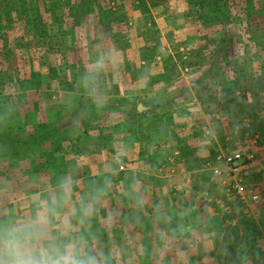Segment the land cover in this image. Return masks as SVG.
<instances>
[{"label":"rangeland","instance_id":"1","mask_svg":"<svg viewBox=\"0 0 264 264\" xmlns=\"http://www.w3.org/2000/svg\"><path fill=\"white\" fill-rule=\"evenodd\" d=\"M89 2L90 0H0V69L3 66V70H0V115H3L4 105L9 102L15 106L18 105V102L22 104L33 100L29 94L34 92L35 89L41 93L40 97L42 98L41 106H39L38 110L31 103L26 107L28 111L26 108L22 110L23 120L17 119V116H15L16 111L14 112L12 120L7 123L8 127L6 125L5 130L0 131V147L12 145L17 140V146L22 145L25 147L21 150L22 152L26 154L37 152L35 154L38 156L44 155L46 163L52 161L58 163L68 153H73L74 155V151L77 150L75 146L77 144L85 145L88 142L86 140L88 136L96 137L97 135L99 139L94 142L99 141L102 143L103 136L108 137V135L112 134L113 140L114 134L119 131V134L123 136V142L128 144L129 142H134L137 134L140 133L134 130L131 135L129 132L124 131L127 123L131 124L133 122L130 112H135L136 100L131 103L130 111L128 103L123 99L125 94L120 93L116 85L105 82V79L104 84H102L101 76L104 71L99 77V84L102 104L103 99L104 102L106 98L108 99V111L105 110L103 105L98 106L82 86H78L77 89H70L67 84H61L59 87L57 83H49L48 75L50 72H61L67 65H76V71L83 76L85 71L93 66L101 54L107 58L108 53L103 49V46L102 48L101 46H97V48L93 44L90 46L91 41L98 39V30L94 28L92 33V28L100 18L105 21L110 20L109 22L114 19L121 23L119 25L120 28H123V26L127 28L128 25L124 22H127L129 18L136 16L140 12V22L154 24V19L151 17L149 10L153 0H105L106 11L100 12V6L97 3L98 7L96 8L99 15L98 13L96 14L97 16L94 14L95 17L93 12H91ZM101 9L104 8L101 7ZM11 26L13 27L9 29ZM2 34H5V36ZM49 47L52 49H49ZM183 53L186 55L189 65H185L184 60H179ZM171 54L165 56L170 61L178 62V65L173 67L164 66V75L159 78L167 79L166 84L169 83L170 85L174 82L175 84L178 83L185 77L183 84H186V86L183 87L182 84L176 88L178 91L176 94L182 104L180 103L178 108L175 111H170L169 114H158L162 116L154 121L148 119L147 121L143 120L144 122H138L139 128L154 129L148 134L150 139L145 143L142 141L144 146L140 148V156L146 155L151 166L159 163L160 160H163L162 158H165L167 153L171 152L172 148L166 146V143L170 142H166V140L171 137L179 150L177 154L179 162L175 161V159L174 161L183 163L189 173L190 188H188L194 193V202H199L200 204V200H206L211 198V196H216L217 198L218 195L220 201H227V198L231 199L230 197H233V195L231 192L225 191L224 193L222 187L218 186L217 188L213 185L210 173L216 153L227 147L226 142L228 141H225L222 136L224 134L232 138L235 135L234 132L241 130L246 121L252 130L259 129V124L261 122L264 124V109L253 106V109L250 110V106L244 101L242 96L234 100V94L229 87L231 86L229 82L234 77L230 74L231 72L225 76L220 85L216 86L213 82H217L220 78L222 79L224 74H221V70H216L212 74L207 72V74L202 75L203 69L207 67L209 62L207 59L202 56L194 57L195 59L192 58L189 48L177 50V48L173 47ZM25 59H28L29 63L24 62L23 60ZM8 65L10 69L4 73V67H8ZM105 69L111 70L110 62L106 63ZM241 72L242 84L249 82L247 84H250L256 91L261 84L260 80H257V78L249 80L247 79V73ZM166 76L168 77L166 78ZM199 77L203 80L201 81L202 84H198L199 88L202 85L205 87L203 104L200 100H196L193 97L196 91L193 90L194 87L191 82L197 81ZM262 79L264 85V76ZM173 80L174 82H172ZM219 89L224 91L220 93ZM243 91L244 89L238 90L241 94ZM35 100H37V104L39 97L37 96ZM197 104L201 106L200 110ZM31 107L34 108L30 109ZM80 108L87 109V112L95 108L96 111L94 113L86 112L87 114L82 115L78 120L74 119V117L71 119L73 114L78 112ZM127 111L128 113H125ZM105 113L108 115L107 118ZM112 113H119L121 118L116 119L119 120L118 122L114 120L115 117ZM249 114L252 116H249ZM106 119H111L112 123L104 122ZM97 121L100 122L97 129L96 127L93 128L94 125L90 126V124H94ZM27 124L29 126L28 132H31L32 127L36 126L37 131L35 133L39 134L41 138L46 136L47 139L34 147H32L33 145L27 146L29 143V140L27 141L28 132H26ZM220 124H223V127L219 130L218 126ZM62 126L63 128H61ZM202 126H207L208 133L203 131ZM253 133L259 137L257 132L253 131ZM234 138L233 142H240L239 136ZM30 142L32 143L31 138ZM136 142L140 144L141 141L137 140ZM263 142L264 137L262 139ZM254 162L252 167L246 169L249 182L253 183V185L262 186L264 184L263 144L258 147ZM117 163L120 162L117 161ZM60 165L61 163L56 168L59 167V172H62ZM119 168L123 169V166L120 164ZM82 175L85 177H82ZM78 178H80V185L82 182V186L85 187L90 182L88 179H91L92 176L82 173L78 174ZM115 181H117V177H114V183ZM202 203L206 205L207 201ZM223 206H226L225 203ZM228 206L235 208L236 204L228 203ZM212 208L213 205L211 206ZM192 209H189V211ZM213 209L218 217L212 223L215 225L212 229L213 232L223 228L226 235L228 226L240 224L241 222L237 232V235L241 237L239 242H235L234 245L242 243V246L247 248L250 256L252 253L257 252V246L255 245L264 236V216L254 220L246 215L244 216L242 212L228 213L225 207H214ZM236 218V222L231 224V221ZM229 235L232 238L234 237L233 233ZM236 249L234 250L235 258ZM226 259L230 260V258H219L222 263ZM233 260L240 263L237 259ZM138 262L146 264L143 257L138 259ZM253 264H264V255L260 256L259 261L254 260Z\"/></svg>","mask_w":264,"mask_h":264},{"label":"crops","instance_id":"2","mask_svg":"<svg viewBox=\"0 0 264 264\" xmlns=\"http://www.w3.org/2000/svg\"><path fill=\"white\" fill-rule=\"evenodd\" d=\"M97 3L100 6V12H103L104 10L106 11L107 9H105L104 6L105 0H90L89 6L91 7V12H93V15L98 13V9L96 8L98 7ZM151 5L152 6H149V10L151 17L154 19L153 25L149 22H140V12L136 16L129 18L130 20L128 19L127 22H124L126 25H128L127 28H124V26L123 28H120L119 25L121 23L114 19L111 20L112 22H109L110 20L105 21L103 18H100V20L96 18L99 21L95 22V25L92 28V33L94 28L98 30V39L90 42V46H92V44L96 47L101 46V48L103 46V49L107 51L108 56L105 58L104 55L101 54L99 59H103L106 63H111V70L105 69L104 73L102 72V84H104L105 79V82L107 81L111 85H116L117 90L120 93L125 94L126 97L123 96V99L128 103V108H130L131 103L136 100L135 112H130L133 122L131 124L127 123V126L124 130L127 131V133L129 132L131 135L133 134L132 132L134 130L140 132L137 134L135 141L131 143L129 142L128 144L123 142V136L119 134V131H117L114 134V139L108 142L105 148L100 149V152H96L88 150L95 145V142L92 141L88 136L86 139L88 142H86L85 145H76L81 147L80 151L78 147L75 146V149L77 148L78 151H76L74 155L73 153H68L58 163L53 161L46 163V159L43 154L40 156L34 155L29 161L15 159L12 165H9L4 161L0 163V180L7 179L10 181L14 189L20 192V198L25 199V194H39L45 185L50 184V180L53 181V184H55L56 177L68 171L76 170L78 174L86 173L87 176H92V178H99L103 171H107V165L109 163H112L114 167H116L117 164L118 175L115 176L117 177V181H115L113 188L114 199L110 202L112 207H116L117 204H119L123 215H127L129 213L130 210L127 204L123 202L122 199L117 201L115 198L120 197L121 189L126 187L131 179L135 177L143 182L147 194L150 197V204H160L164 207L165 211L169 213V220L172 228L176 227L177 220L181 214L185 224H192L194 226V231H186L183 236L178 234L172 241L170 250H168L166 254L158 256L154 249L157 245L163 247V244L158 240L155 234L152 233V225L150 220L147 221L148 227L145 230H136L139 238L149 246L151 256L143 257V259L146 261V264H240L233 259H236L234 250L237 248V246H242V243H239V245H234L235 243H232L234 242V239L231 235L226 236L223 228H219L217 232H213L212 229L215 225L212 223L218 219L213 208L225 207L228 213L233 212L232 214H235L237 212H242L244 216L246 215L254 220H258L259 218L263 217L264 211L259 210L250 204L247 205L248 207L243 206L234 196L230 197L232 201L231 199L227 198V201L229 202L220 201L218 199L219 195L217 198L216 196H211V198L206 200L202 199L200 200V204L199 202H194V193L191 189H189V173L187 172L183 163H178L179 161L177 160V154L179 150L177 149L175 141L171 137L166 140V142L170 141L166 143V146H169L168 148H172L171 152L167 153L165 158H162L163 160H160L159 163H153L154 166H151L146 155L140 156L141 146L143 147L144 143L150 139L148 134L154 129L149 130L145 127L139 128L138 122H144L143 120L147 121L148 119L150 121H154L162 116L158 114H169L170 111H175L181 103L179 96L176 94L178 93L176 88L184 83L185 77L176 84L173 80L172 82L174 83H171L170 85L169 83L166 84L167 79L164 80L159 78L164 75V66L169 65V67H173L174 65H178V62L170 61L165 55L171 54V49L174 47L177 48V50L189 48L192 58L198 57L197 55H194L193 52H195V49H197L196 46L199 43V38L197 37L196 30L193 29V26L191 27L190 24L186 23L184 20L182 13V2L179 0H170L168 3H166V6H172L173 9L171 10H168L166 6L156 4L154 1ZM101 7L104 9H101ZM131 20H133V22H131ZM12 27L13 26H11L9 29ZM2 35L5 36V34ZM155 42L159 44V53L155 51L153 55L149 53L144 55L143 52L145 53L148 46L154 44ZM143 56H146L149 60L144 62ZM124 57L125 59L123 60ZM185 58L186 55L183 53L179 60L182 59V61L184 60L183 62L185 65H189L187 58ZM5 68L7 67H4V69ZM254 69L255 68H251V66L246 68V65L244 64L242 71L247 73V79L249 80L260 77L261 84L259 85V88L256 89V91L250 86V84H247L249 82L244 84V87L241 88L231 86L229 87L234 94V100H236L235 98H240L242 96L244 101L250 106V110L253 109V106L255 108L259 107L260 109H264V85L262 82L263 75L260 70ZM132 71L133 73H131ZM231 75L237 76L236 73ZM167 77L168 76H166V78ZM182 86L185 87L186 84H183ZM241 89H244L242 94L238 92V90ZM193 90L195 89L193 88ZM218 91L222 93L224 90L219 89ZM196 93L197 92H194L193 97L196 100H200V102L203 104V100L198 99ZM127 97L128 99L125 100ZM107 100L108 99L106 98L104 102L103 99L102 105L105 110L108 111L109 103ZM28 106V102H23L22 104L21 102H18V105L14 106L16 111L15 116H17V119L20 118V120H23L22 110ZM39 106H41L40 102H38V105H34L36 110H38ZM197 106L200 110L201 106H199V104H197ZM34 107H31L30 109H33ZM26 110L28 111V108H26ZM125 113H128V111ZM105 114V117L107 118L108 115L107 113ZM112 115L115 117L114 120L121 118L119 113H112ZM249 116L252 115L249 114ZM105 121L112 123L111 119H106L104 122ZM118 121L119 120H116V122ZM246 122L243 124L244 126H242L241 130L234 132L235 135L232 136V138L231 136H225L223 134L222 138H224L225 141H228L226 142L227 147L224 150H220L216 153L214 165L210 172L212 176V183L217 188L218 186L222 187L225 193V191H232L230 185L234 182V180L238 179L245 185L254 188L260 194L264 195V184L262 186L253 185V183L249 182V176L246 169L252 167V165L255 163L254 159L251 163L240 166L238 172L230 176L224 173L222 175H217L214 173V169L216 168H225V171L227 172L225 164L217 159L220 155L247 148L253 152L255 158L256 151L260 144L264 145V142L262 143V139L264 137V124L261 122L257 131L252 130L250 128L251 126L247 124L248 122ZM99 123L100 122L97 121L94 122V124H90V126L94 125V128L95 124L97 127L99 126ZM222 125L223 124H220L218 126L219 130L223 127ZM26 128V130L29 129L28 124L26 125ZM202 129L208 133L207 126H202ZM253 131L259 134V137L257 136L255 142H251L253 136L256 135L253 133ZM246 132L251 134V138L248 140L245 138ZM236 136H239V143L233 142V140H235L234 137ZM93 139L95 140V138ZM137 140L141 141L140 144L139 142H136ZM246 141H248V143H246ZM5 147H7V145L0 147V151L1 148H4L3 151H7ZM16 147L19 151L25 148L22 145H20V148L19 146ZM84 147L88 148L85 149ZM174 159L178 162H175ZM117 161L120 163H117ZM44 162L46 163V166ZM60 163L62 172H59V167L56 168V166H59ZM120 164L123 166V169L119 168ZM78 179L80 183V178ZM82 184L83 183L81 182V187H83ZM204 201H207L206 205L202 203ZM224 203L226 206H223ZM228 203L236 204L235 208L229 207ZM212 205L213 211L211 209ZM189 209L192 210L189 211ZM151 213L152 207L150 206L147 210V213H145V216L150 217ZM236 220L237 218L233 219L231 224L235 223ZM122 222L123 216L121 217L120 222H118L116 228L118 238L122 234ZM210 224L212 225L210 226ZM163 227L164 225L162 224L157 225V228ZM231 243L233 244V249L231 251L232 253H230V260L226 259L224 260V263H222L219 258H228V256L224 255L229 251ZM255 246H257V251L259 252L260 256H263L264 236H262L257 241ZM178 251L182 255L178 256ZM134 264H141V262L136 260L134 261Z\"/></svg>","mask_w":264,"mask_h":264},{"label":"clouds","instance_id":"3","mask_svg":"<svg viewBox=\"0 0 264 264\" xmlns=\"http://www.w3.org/2000/svg\"><path fill=\"white\" fill-rule=\"evenodd\" d=\"M105 68V61L97 59L80 78V85L98 106L102 105L99 77ZM14 112L11 102L4 105L0 131L5 130ZM116 175L118 168L109 163L98 179L81 187L78 172L68 171L39 194H25V199L10 181L0 180V264H134L151 256L149 246L136 231L145 230L147 221L163 244L154 249L158 256L170 250L178 234L194 231L192 224L184 223L182 214L172 228L169 213L160 204H150L143 182L135 177L115 198L122 199L130 210L123 215L119 204H110ZM150 206L152 213L146 217ZM122 216L118 238L116 228ZM161 224L164 227L157 228ZM177 255L182 254L178 251ZM236 259L240 264H253L260 260V254L257 251L250 256L247 248L240 246Z\"/></svg>","mask_w":264,"mask_h":264},{"label":"trees","instance_id":"4","mask_svg":"<svg viewBox=\"0 0 264 264\" xmlns=\"http://www.w3.org/2000/svg\"><path fill=\"white\" fill-rule=\"evenodd\" d=\"M153 1L156 4H160L161 6H166V3H168L170 0ZM179 1H181L183 4L182 13L185 22L190 24L191 27L193 26V29L196 30L197 37L199 38V43L196 46L197 49H195L196 51L193 53L194 55L202 56L209 61L207 67L203 69L202 75L207 74V72L212 74L216 70H221V74H224L222 76V79L220 78L221 80L219 79L217 82H213L216 86H218L221 84V81L229 72H231L230 74L236 73L237 76L232 77L233 80L229 82L231 83V87L236 88L244 87L243 84H240L242 83L240 71H242V69L244 68V64L246 65V68H249L251 66V68H255L254 70H260V72L264 76V0ZM166 7L168 10L173 9L172 6L169 5H167ZM158 48L159 44L155 42L154 44L149 45L145 53L143 52V54L145 55L149 53L153 55L155 51L159 53ZM49 49L52 48L49 47ZM148 60L149 59L146 56L143 59L144 62H147ZM23 61L29 63L28 59H25ZM76 67V65H67L66 68L61 72H50L48 75V78L50 80L49 83H57L59 87L61 86V84H67L68 88L77 89L78 86H81L80 78L82 76L76 71ZM49 69L52 71L50 67ZM0 70H3V66H1ZM8 70L9 65L4 69V73H6ZM57 74L59 75L57 76ZM256 78L257 80H260V77ZM256 78H253V80H255ZM201 81L203 80L201 77H199L197 81L195 80L191 83L197 92L196 95L198 99L203 100L205 95V87L202 85L203 88H199V85L202 84ZM29 95L33 100L29 101L28 103L35 105L37 101L35 99H37V96L39 97L38 102L41 103V93L37 92L36 89ZM94 111H96L95 108H92L88 112L94 113ZM86 112L87 109L80 108L78 112H75L73 114L71 119H73L74 117V119L78 120L82 115H86L88 113ZM61 128H63V126ZM97 128L98 126L96 127V129ZM9 131L12 132L11 130ZM32 131L28 132V130H26V132H28L27 141L29 140L27 146L33 145L32 147H34L40 144L41 141L43 142L45 141V139H47L46 136L41 138L39 134L35 133L37 131L36 126L32 127ZM112 136L113 135L110 134L108 135V137H103L102 143L96 141L95 145L88 150L100 152V149L105 148L108 142L112 140ZM89 137L92 141L99 139L97 135L96 137ZM30 138L32 140V143L30 142ZM93 138H95V140ZM16 141L17 140H15L12 145H7V147H5L7 151H3L4 148H1L0 163L5 161L7 162V164L12 165L15 159H23V161H29L31 160V157L36 155L35 153L37 152L26 154L22 151H19L16 147L18 145V142ZM23 142L26 143V141L24 140ZM76 147H78L79 151L81 150V147ZM84 148L86 149L88 147ZM78 149L76 151H78ZM76 151H74V153H76ZM82 177L85 176L82 175ZM92 179L98 178H89L88 180L91 181ZM50 184H53V181L50 180ZM240 226L241 222L240 224L238 223L232 226L230 225L226 228V236H228L230 233L234 234V242L232 243L239 242V238L241 236L239 237L237 235V232ZM232 243L230 244L229 251L224 255L228 256V258L231 257L230 253H232L231 251L233 249Z\"/></svg>","mask_w":264,"mask_h":264},{"label":"built area","instance_id":"5","mask_svg":"<svg viewBox=\"0 0 264 264\" xmlns=\"http://www.w3.org/2000/svg\"><path fill=\"white\" fill-rule=\"evenodd\" d=\"M246 140L251 138V134L249 132L245 133ZM257 135L253 136L251 142H255ZM250 142V141H249ZM248 143V141H246ZM218 160L222 161L227 168V172L225 168H216L214 169V173L217 175H222L223 173L226 175H232L238 172L240 166L244 164L251 163L254 159V154L251 150L239 149L232 153H226L220 155ZM232 191L231 194L239 201L243 206L248 207L247 205H253L257 209L264 211V195L260 194L254 188L245 185L238 179L234 180V182L230 185Z\"/></svg>","mask_w":264,"mask_h":264}]
</instances>
